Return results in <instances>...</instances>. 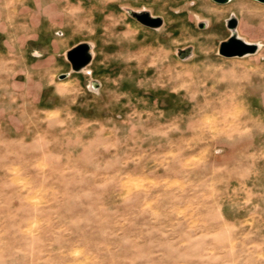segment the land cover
<instances>
[{
	"label": "rangeland",
	"instance_id": "374dc122",
	"mask_svg": "<svg viewBox=\"0 0 264 264\" xmlns=\"http://www.w3.org/2000/svg\"><path fill=\"white\" fill-rule=\"evenodd\" d=\"M0 264H264V4L0 0Z\"/></svg>",
	"mask_w": 264,
	"mask_h": 264
},
{
	"label": "water",
	"instance_id": "95a60500",
	"mask_svg": "<svg viewBox=\"0 0 264 264\" xmlns=\"http://www.w3.org/2000/svg\"><path fill=\"white\" fill-rule=\"evenodd\" d=\"M220 5H226L232 0H213ZM264 4V0H253ZM131 16L143 26L150 29L162 27L163 20L160 17H154L147 11L132 12ZM238 21L233 16L227 21V27L231 30V36L228 40L220 43L219 54L224 58H243L255 55L260 50L259 44L249 43L243 40L237 33ZM66 59L71 65L73 73L85 71L94 60V46L88 42H82L66 52ZM70 74H63L61 80L68 78Z\"/></svg>",
	"mask_w": 264,
	"mask_h": 264
},
{
	"label": "bare ground",
	"instance_id": "6f19581e",
	"mask_svg": "<svg viewBox=\"0 0 264 264\" xmlns=\"http://www.w3.org/2000/svg\"><path fill=\"white\" fill-rule=\"evenodd\" d=\"M259 47H260V49L262 48V45L261 44H259Z\"/></svg>",
	"mask_w": 264,
	"mask_h": 264
},
{
	"label": "crops",
	"instance_id": "0c3cea01",
	"mask_svg": "<svg viewBox=\"0 0 264 264\" xmlns=\"http://www.w3.org/2000/svg\"><path fill=\"white\" fill-rule=\"evenodd\" d=\"M79 44V43H78ZM76 46V45H75ZM73 48V47H72ZM70 50V49H69ZM68 51V50H67ZM70 64V63H69ZM70 68H71V65H70ZM86 71V70H85Z\"/></svg>",
	"mask_w": 264,
	"mask_h": 264
}]
</instances>
